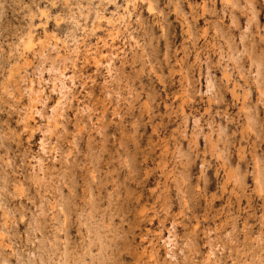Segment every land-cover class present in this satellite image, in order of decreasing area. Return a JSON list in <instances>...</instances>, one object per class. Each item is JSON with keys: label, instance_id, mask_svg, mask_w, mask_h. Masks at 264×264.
Returning <instances> with one entry per match:
<instances>
[{"label": "clouds", "instance_id": "clouds-1", "mask_svg": "<svg viewBox=\"0 0 264 264\" xmlns=\"http://www.w3.org/2000/svg\"><path fill=\"white\" fill-rule=\"evenodd\" d=\"M0 264H264V0H0Z\"/></svg>", "mask_w": 264, "mask_h": 264}]
</instances>
